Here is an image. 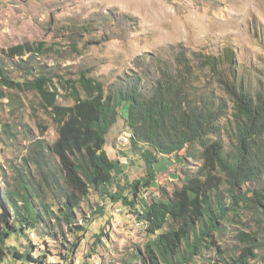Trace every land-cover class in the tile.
Segmentation results:
<instances>
[{
    "label": "trees",
    "instance_id": "obj_1",
    "mask_svg": "<svg viewBox=\"0 0 264 264\" xmlns=\"http://www.w3.org/2000/svg\"><path fill=\"white\" fill-rule=\"evenodd\" d=\"M78 27L87 33L92 28L88 22ZM46 46L44 41L22 43L0 51V101L9 100L16 115L23 109L17 96L36 95L57 134L51 145L34 142L24 158V170L32 166L38 176L15 170V183L0 189V263L74 264L87 224L106 214L84 255L93 259L94 248L109 237L115 218L108 212L115 205L150 237L142 253L133 254L140 264H264V236L259 230L243 231L247 215L264 218V75L237 71L235 51L225 47L189 60L180 53L172 64L162 63L148 95L139 89L138 75L125 80L126 88L107 93L87 71L60 79L53 71L29 67ZM1 55L19 59L25 77L11 79ZM59 87L72 105L58 103ZM121 123L125 130L117 145L128 133L129 150L144 170L124 182L116 154L106 151L112 146L107 136ZM39 128L42 136L48 131ZM189 162L198 164L195 171ZM161 164H181L177 173L182 177L171 193L155 189L157 198L152 189ZM230 233L238 242L236 252L223 246ZM51 248L62 263L47 261Z\"/></svg>",
    "mask_w": 264,
    "mask_h": 264
},
{
    "label": "rangeland",
    "instance_id": "obj_2",
    "mask_svg": "<svg viewBox=\"0 0 264 264\" xmlns=\"http://www.w3.org/2000/svg\"><path fill=\"white\" fill-rule=\"evenodd\" d=\"M87 22L92 27L89 33L78 27ZM41 41L47 45L45 51L35 56L29 67L36 71H53L54 77L60 79H76L87 71L103 84L107 93L126 88L125 80L129 82L138 75V87L148 95L162 63L172 64L180 53L189 60L200 53L218 54L225 47L235 51L237 71L245 76L253 77L255 73L262 76L264 0H0V51ZM73 42L76 47L72 46ZM1 58L11 79L25 77L18 68L19 59L4 55ZM202 85L198 83V86ZM59 93L58 103L63 106L73 104L61 87ZM17 97L23 102V109L16 111L21 117L12 114L9 100L0 101V189H4L5 184L12 186L15 183L14 171L24 170V158L34 150V142L41 140L43 144L51 145L57 139L56 125L38 108L36 95L25 93ZM39 125L48 129L43 136ZM6 128H11L7 134ZM124 130L123 123L118 125L107 136L108 144L112 146H106L111 157L116 154L118 168L124 171L119 179L121 182L126 177L132 180L144 173L142 162L129 150L130 144L126 147L117 145V136ZM222 139L228 142L227 137L222 136ZM176 165L156 166L159 172L152 189L155 197H161L155 191L157 188L171 193L181 185L182 175L179 179L177 173L181 164ZM188 165L194 171L198 167L196 162ZM24 171L27 176H38L32 166ZM123 210L119 207L122 216L119 214L117 218L113 210L108 212L115 218L108 229V240L104 238L103 245L94 248L95 257L86 260L84 255L89 252L94 236L100 233L105 217L109 216L104 213L92 217L74 264L141 263L133 254L142 253L150 237L144 228L133 226L132 221L123 217ZM245 222L243 231L259 230L260 237L264 236V218L247 215ZM234 235L230 233L223 241V246L231 252L238 248ZM30 237L45 251L37 234L31 233ZM46 241L49 247H54L51 240ZM20 242L25 243V240ZM51 249L53 256H48L47 261L62 263L58 252ZM195 264L203 263L196 261Z\"/></svg>",
    "mask_w": 264,
    "mask_h": 264
},
{
    "label": "built area",
    "instance_id": "obj_3",
    "mask_svg": "<svg viewBox=\"0 0 264 264\" xmlns=\"http://www.w3.org/2000/svg\"><path fill=\"white\" fill-rule=\"evenodd\" d=\"M118 146L126 147L127 146V139H126V133L121 134V136L118 138ZM113 211L115 213V217L117 218L118 215L122 214L119 212V207L115 206L113 207ZM121 225L120 220L118 219V227Z\"/></svg>",
    "mask_w": 264,
    "mask_h": 264
},
{
    "label": "bare ground",
    "instance_id": "obj_4",
    "mask_svg": "<svg viewBox=\"0 0 264 264\" xmlns=\"http://www.w3.org/2000/svg\"><path fill=\"white\" fill-rule=\"evenodd\" d=\"M128 136H129V135H126L127 142H128ZM129 138H130V137H129Z\"/></svg>",
    "mask_w": 264,
    "mask_h": 264
}]
</instances>
